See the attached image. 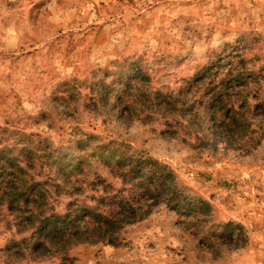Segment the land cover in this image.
I'll list each match as a JSON object with an SVG mask.
<instances>
[{"label":"rangeland","instance_id":"obj_1","mask_svg":"<svg viewBox=\"0 0 264 264\" xmlns=\"http://www.w3.org/2000/svg\"><path fill=\"white\" fill-rule=\"evenodd\" d=\"M135 62L154 88L185 95L174 121L91 105L101 78ZM210 64L216 88L230 67L246 75L231 99L212 97ZM224 109L237 111L231 126ZM21 134L58 163L100 145L153 159L198 205L155 203L117 245L37 261L7 258L0 219V264H264V0H0V149Z\"/></svg>","mask_w":264,"mask_h":264},{"label":"trees","instance_id":"obj_2","mask_svg":"<svg viewBox=\"0 0 264 264\" xmlns=\"http://www.w3.org/2000/svg\"><path fill=\"white\" fill-rule=\"evenodd\" d=\"M139 66L138 62L125 65L121 74L109 82L101 78L93 86L96 90L91 105L101 112L106 107L116 115L144 116V120L167 109L164 116L174 121L177 104L185 102V95L164 87L154 88L149 72ZM212 66L200 72L208 75L207 87L216 83ZM233 69L223 73L218 88L214 84L213 98L231 99L232 92L237 91L235 84L246 80L243 72L233 75ZM135 72L139 76L131 80ZM191 86L188 81L183 87ZM170 108L176 112L169 114ZM224 111L222 124L231 126L239 118L237 111ZM212 115L217 117L219 113ZM30 140L31 136L21 134V142L0 149V219L12 234L5 249L8 259L68 258L79 245H117L122 230L146 219L155 203L166 204L180 214L198 205L179 189L170 168L153 159L133 158L112 145H100L70 163H58L53 162L51 153L38 152ZM97 164L109 173L110 179L97 172ZM43 249L48 255L41 253Z\"/></svg>","mask_w":264,"mask_h":264}]
</instances>
